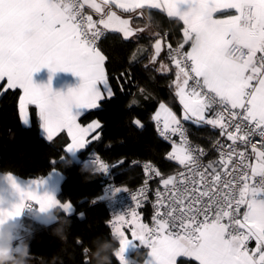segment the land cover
Listing matches in <instances>:
<instances>
[{"label": "snow or ice", "instance_id": "1", "mask_svg": "<svg viewBox=\"0 0 264 264\" xmlns=\"http://www.w3.org/2000/svg\"><path fill=\"white\" fill-rule=\"evenodd\" d=\"M84 4L100 14L98 21L83 14ZM110 4L125 12L157 9L183 22L184 43L191 42L190 49L182 51L184 43L174 49L169 45L183 119L219 127L221 135L232 142L221 151L216 167L214 162L202 165L195 152L203 156V151L188 144L180 119L160 104L153 119L158 125L162 123L160 134L166 139L169 134H179L180 143L173 142L169 158L183 165L188 174L162 179L166 190L172 185V194L168 210L154 217V227L140 223L134 210L131 219L115 217L111 232L121 237L115 256L123 264L128 246L139 241L150 249L146 264H176L179 256L193 258L198 264H264V0H102V4L96 0H0V81L6 79V88L21 90L22 122L29 124L28 109L32 105L38 109L47 140L66 132L70 138L68 152L89 143L90 133L100 125L94 122L82 126L78 122L81 113L74 115L72 107L96 108L103 98L101 85L112 95L107 87L106 57L96 44L103 34L99 26L123 33L125 38L134 32L128 19L105 11ZM154 47L158 55L159 40ZM217 65L224 69V75L212 71ZM42 67L52 72H72L83 83L67 95L53 93L50 84L38 86L32 81V74ZM213 105L218 108L214 110ZM254 136L260 141L254 143ZM238 141L245 148L250 146V155L237 151ZM93 164L98 171L108 169L99 159ZM218 168L224 170L225 178ZM8 178L18 187L14 177ZM201 182L203 191L197 188ZM44 183L42 178L27 185L39 190ZM205 196L207 204H203ZM26 197L7 216L18 217L31 205H38L41 211L54 206L72 212L71 203L52 196L42 200L36 192L28 191ZM159 203L164 206L163 201ZM125 225L131 227L132 239L122 230ZM251 240H255V248L248 247ZM84 252L87 254L88 249ZM85 264H90L88 259Z\"/></svg>", "mask_w": 264, "mask_h": 264}, {"label": "trees", "instance_id": "2", "mask_svg": "<svg viewBox=\"0 0 264 264\" xmlns=\"http://www.w3.org/2000/svg\"><path fill=\"white\" fill-rule=\"evenodd\" d=\"M119 15L131 17L129 26L134 32L125 38L123 33L106 30L99 42L107 56L106 70L113 94L81 116L83 123L96 119L101 125L80 157L97 151L107 162L121 161L114 179L123 186L132 187L144 179L143 167L137 162L149 161L164 176L179 166L178 161L169 158L172 141L159 134L153 117L162 103L178 115L181 113L182 105L174 83L176 69L168 48L184 43V25L157 9L145 8ZM157 40H162L163 49L153 62ZM190 45L191 42L184 43L186 49ZM20 95V89L5 88L0 82V171L28 178L41 177L58 169L64 174L59 199L71 202L75 208L72 214L59 209L56 212L57 221L70 222L65 228L66 240L53 235L58 222L37 224L35 220H27L34 223L24 237L31 253L30 264H85L90 253L85 254L84 249L90 248L97 237L109 238L111 232L105 204L91 203L92 198L103 191L105 174L93 168L91 172L83 171L90 166L67 155L64 134L47 140L39 128L36 107H31L34 123L25 126L19 115ZM184 122L192 140L205 147H210L220 134L219 128L206 123ZM147 251L146 246L140 245L130 261L143 264ZM112 264H120L116 256ZM179 264L198 262L181 257Z\"/></svg>", "mask_w": 264, "mask_h": 264}, {"label": "built area", "instance_id": "3", "mask_svg": "<svg viewBox=\"0 0 264 264\" xmlns=\"http://www.w3.org/2000/svg\"><path fill=\"white\" fill-rule=\"evenodd\" d=\"M81 3L83 1L81 0ZM83 14L85 16L93 14V10L88 9L85 4L82 9ZM93 20L98 21V19L93 18ZM101 29V32L103 33L96 41L97 46H99V42L102 37L106 35V29H103V27L99 26ZM179 44L171 46L172 49L176 48ZM171 51L170 48H168V55ZM182 51H187V49L184 48ZM260 55L259 53L257 54ZM192 83L191 81L189 82ZM217 105H213V109H217ZM209 115H212V113H209ZM157 123V122H156ZM181 124L183 126L186 139L188 141V144L194 148L203 151L204 155L200 156V151H196L195 155L199 156L200 162L202 165L207 166L209 162H214V167H216L215 162L219 161L221 158V151L227 150V146L229 144H232L231 141L227 140V137L224 135H221V129L220 134L215 137L210 145V147H205L203 145H200L196 143L189 135V127L188 125L181 120ZM158 131L160 134V130L162 129V123L160 125L157 124ZM161 135V134H160ZM162 136V135H161ZM164 137V136H163ZM168 139H170L176 144L180 143V136L177 135H168ZM259 136L252 137V140L254 143H257L260 141ZM259 146V144H258ZM237 151H244L247 154H251V148L250 146L248 148H245L239 141L235 145ZM172 152V150H171ZM99 159L104 164L108 166V169L106 172H103L105 174V184L103 187V191L100 195L92 198L91 203H104L105 206L108 209V226L111 230V223L115 220V217L117 215H125L126 219H131V212L134 210L138 214V219L140 223L147 225L149 228L154 227V217L157 216V213H164L167 209V206L169 205L170 201L168 200V197L172 194V185L166 187L162 183L163 178H168L169 176L178 177L180 173L188 174V170L183 166L180 165L175 169V171L167 174V175H157L158 172L156 167L151 164L149 161H141L137 162L143 167L144 171V179L139 184L132 186V187H126L121 184H119L114 179V173L116 171V168L120 165L121 161H115V162H107L105 161L100 154L97 151H91L86 157H81L79 160L82 164L92 166V168L95 171L97 170V166L93 164V161ZM236 157H233L232 160L234 161ZM149 166L147 169L145 166ZM203 171V169H201ZM209 173L211 172V169L208 170ZM218 171L221 172L222 179L225 178L223 176L224 170L222 168H218ZM159 173V172H158ZM196 180H199L200 178L197 176L195 177ZM208 179H211V176L208 177ZM158 180V181H157ZM185 183H189L188 181H185ZM190 186V184H189ZM197 188H199L200 191L204 190L203 183H199L197 185ZM115 189H121L122 191H115ZM182 190V186H181ZM223 190V189H222ZM226 191V190H225ZM159 193V196H158ZM198 194V193H197ZM189 196L192 195L191 192L188 194ZM135 196L136 199L133 200L132 197ZM159 201H163L164 206L162 207ZM208 203V197H203V204ZM185 206L188 204V200L184 201ZM199 206V205H197ZM148 212V216H146V213ZM37 214V205L28 207L26 206L24 210L22 211L21 217L23 220H35ZM122 230L125 233L132 234L131 227L129 225H125ZM255 240H251L248 242V247L253 248Z\"/></svg>", "mask_w": 264, "mask_h": 264}, {"label": "crops", "instance_id": "4", "mask_svg": "<svg viewBox=\"0 0 264 264\" xmlns=\"http://www.w3.org/2000/svg\"><path fill=\"white\" fill-rule=\"evenodd\" d=\"M98 2L102 4V0H98ZM112 9H114L117 14H119L120 12L121 13H125V11L123 9L117 8L115 6V4H110L109 6H107L105 8V11L112 10ZM139 10L140 9H137L134 12L139 11ZM232 11L234 12V10H232ZM92 12H93L92 17L99 20L100 19V14H97L95 11H92ZM215 15L218 18H222V14L221 13H217ZM190 47H191V45H190ZM190 47L187 49V51L190 49ZM97 48L106 57V59H105V71H106V74H107V70H106V60H107V56H106V54L104 53V51L99 46H97ZM107 78H108V75H107ZM32 81H33L34 84H36L38 86H48L50 84L53 93H61V94H64V95H67L70 90L78 88L83 83L82 78L80 76L72 73V72H65V71L52 72L48 67H42L39 71L34 72L32 74ZM0 82L1 83H4L5 84V88H6V84H7L6 79L3 80V81H0ZM100 87H101V92H102L103 98L109 96L108 93H107V91H106L105 86L101 85ZM107 87L111 89V92L113 94V90H112L111 84L109 82V79L107 80ZM21 94H22V92H21ZM100 101H98V105H99ZM165 105L168 108H170L176 114L177 118L180 119V121L181 120L186 121V120L183 119L184 110H183V105L182 104H181L182 105V110H181L180 115H178L169 105H167V104H165ZM31 107H32V105H30L29 106V109H28L29 121H30L29 124L25 125L22 122L25 126H31L34 123V118H33V114H32V111H31ZM89 110L90 109H87L86 110V109H83V108H77L75 105H73V107H72V112H73L74 115H76L77 113H81V115L78 116V122L82 126L86 127L89 124H92L94 122H97V123H99V125H101L100 122L98 120H96V119L95 120H91V121H89L87 123H83L81 121V119H80L81 116L83 114H85ZM159 110H160V106L157 109V111L155 112V114ZM37 112H38V109H37ZM37 112H36V118H37V122L39 124L40 131H41L42 135L46 138V134H45L44 130L41 128V126H40V121H39ZM155 114H154V116H155ZM187 121H190V120H187ZM99 128L95 129L92 133H90V135L88 137V140L89 141H90V137L93 134H95V133H97L99 131ZM217 128H219V127H217ZM61 134H64V137H65V144H64V146H65V151H66V146L70 142V138L67 137L66 132H61L57 136H55L54 138L58 137ZM85 147L82 148V149H77V150L72 151V152L66 151V153H67V155L69 157H72L75 160H79L81 158L80 157V153H81L82 150L85 149ZM8 173H11V172H8ZM11 174H14V175H16L18 177V182L21 185H27L28 184V181H30V180H40V179L44 178L45 183L41 186L40 190L41 191H48V192L52 193L58 201H61L59 199V192H60V189H61V184H62V182L64 180V174L60 170L54 169L49 174L44 175V176H41V177H28V178H26V177H22V176H20L18 174H15V173H11ZM3 187H4L3 183L0 182V188H3ZM62 203H71V202H62ZM72 206H73L72 212L71 213H67V214H72L74 212V210H75L74 205L72 204ZM37 207H38V205H37ZM21 214H22V212H21ZM53 218H55L57 220V214H56V211L54 209L50 213L39 212L37 210V214H36V218H35V221L34 222L37 223V224H49V223H52V219ZM11 223L15 227V240H16V244L17 245L24 244L25 243L24 242V237L28 233V231H30L32 229V226H33L34 223L28 222L27 220H23L22 217H21V215L18 216V217H15L11 221ZM125 234H126V236L129 239H132V234H129V233H125ZM139 246H140L139 241H133L128 246V248L126 249L125 258L130 261L131 260L132 253L137 248H139ZM255 246H256V242H254L253 248H255ZM149 252H150V249L148 248L147 255H146L145 260L143 261V264H146V261L149 258L148 257V253ZM181 257H184V256H179V257L176 258V264H179V259ZM187 258H190V257H187Z\"/></svg>", "mask_w": 264, "mask_h": 264}, {"label": "clouds", "instance_id": "5", "mask_svg": "<svg viewBox=\"0 0 264 264\" xmlns=\"http://www.w3.org/2000/svg\"><path fill=\"white\" fill-rule=\"evenodd\" d=\"M194 43H196L194 41ZM212 71L217 75H224V69L220 66H213ZM83 171L91 172L92 166L82 169ZM11 175L14 177L16 185H13V181L8 177ZM0 182L3 183L4 187L0 188V264H30L31 253L29 245L24 243L22 245H17L15 240V227L11 221L16 217L7 216V212L14 210V208L20 204L21 199H27L26 193L28 191L36 192L42 200L48 196L55 197L52 193L48 191L36 190L35 188H29L28 185H21L18 182V177L14 174L8 173L6 171H0ZM22 193L25 195L22 197ZM30 203V202H29ZM35 205H31L32 207ZM57 212V209L53 206L46 208L41 211L39 207L37 210L39 212L50 213L52 210ZM53 223L59 224L57 228L54 229L53 235L58 236L61 240H66L67 236L65 233V228L70 224L69 221L61 222L53 218ZM121 237L118 234L110 232L109 238L104 239L97 237L92 241V246L88 248L90 253L89 262L90 264H112V258L115 256L116 252L119 250V245ZM123 264H136V261H129L124 259Z\"/></svg>", "mask_w": 264, "mask_h": 264}, {"label": "water", "instance_id": "6", "mask_svg": "<svg viewBox=\"0 0 264 264\" xmlns=\"http://www.w3.org/2000/svg\"><path fill=\"white\" fill-rule=\"evenodd\" d=\"M82 1H83V0H82ZM96 2L99 3L98 0H96ZM85 6L88 7L87 4H85ZM88 8L94 11V9H92V8H90V7H88ZM111 11L116 12L114 9H112ZM116 14H117V13H116ZM117 15H119V14H117ZM119 16H121L122 19H128V20L131 19V17H124V16H122V15H119ZM101 27H102V26H101ZM106 30H107V29H106ZM109 31H111V30H109ZM159 41H160V44H161V50H160V52H159V54H160L161 51H162V49H163V44H162V40H159ZM155 43H156V42H155ZM155 43H154V46H155ZM154 49H155V47H154ZM159 54L156 55V51H155V57L159 56Z\"/></svg>", "mask_w": 264, "mask_h": 264}, {"label": "rangeland", "instance_id": "7", "mask_svg": "<svg viewBox=\"0 0 264 264\" xmlns=\"http://www.w3.org/2000/svg\"><path fill=\"white\" fill-rule=\"evenodd\" d=\"M163 179H166V178H163Z\"/></svg>", "mask_w": 264, "mask_h": 264}]
</instances>
